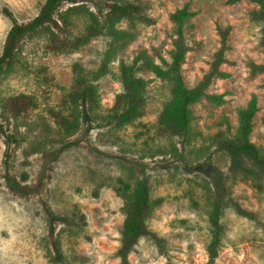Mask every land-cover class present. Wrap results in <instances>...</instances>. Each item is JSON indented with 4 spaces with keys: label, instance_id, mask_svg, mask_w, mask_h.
<instances>
[{
    "label": "rangeland",
    "instance_id": "obj_1",
    "mask_svg": "<svg viewBox=\"0 0 264 264\" xmlns=\"http://www.w3.org/2000/svg\"><path fill=\"white\" fill-rule=\"evenodd\" d=\"M43 1L0 0V52L11 25L3 8L26 22ZM106 1L133 0L62 2L53 14L59 27L46 24L23 37L0 68V123L11 136L7 143L0 132V264H264V167L220 147L238 138V111L255 97L249 138L264 155V18L257 3L144 0V21L108 18ZM183 7L185 86H196L216 52L224 53L206 88L221 99L192 102L188 131L179 136L158 123L172 77L149 66L169 68L179 25L172 14ZM91 24L100 33L78 47L50 41L52 33L71 38ZM122 63L144 80V104L139 117L117 125ZM78 71L95 89L88 119L68 96ZM19 94L33 104L15 113L10 100ZM57 115L75 118L76 128L64 132ZM5 172L30 191L13 190ZM140 178L149 189L151 234L138 236L124 257L126 213L116 189ZM220 183V242L211 258L209 215Z\"/></svg>",
    "mask_w": 264,
    "mask_h": 264
},
{
    "label": "trees",
    "instance_id": "obj_2",
    "mask_svg": "<svg viewBox=\"0 0 264 264\" xmlns=\"http://www.w3.org/2000/svg\"><path fill=\"white\" fill-rule=\"evenodd\" d=\"M64 1L70 3H76L81 0H44L40 5L37 13L26 22H18L13 14L7 9L3 8V12L11 20V25L8 28L2 49L0 52V68L9 64L14 57V53L18 46L19 41L28 34L35 32L40 27L46 24H53L55 27H59L56 19L53 18V14ZM233 1V0H230ZM258 5L257 13L260 17L264 18V0H252ZM107 17L111 19H117L119 17L138 18L140 20L150 21L143 14L146 8V2L144 0L133 1H106L105 2ZM188 14L185 7L178 9L172 14V18L179 23L177 28V39L175 41V51L173 54L172 62L167 70H163L156 64H150V68L158 76H164L170 74L173 80L171 88V99L164 104L159 116L158 123L164 132L170 134L183 136L187 133L190 120L189 105L205 96L209 99L220 100V95H212L206 92V88L209 85L211 78L219 73L218 66L223 60V48L221 47L216 52L215 59L212 61V67L208 74L199 81V83L193 88L185 86L183 77L180 71V65L184 57L185 46L182 40V28L181 23L183 18ZM62 22L66 21V16L62 14L60 16ZM101 29L96 24L89 25L86 30L74 37L68 38L66 36H59L57 33H52L50 41L54 43H60L61 49H70L78 47L79 45L87 42L92 36L100 33ZM181 39V40H180ZM224 46V44L222 45ZM124 89L122 92L117 93L115 96L112 118L117 125L125 122L132 121L142 114V107L144 104V80L141 77L134 75L133 67L121 64L120 66ZM73 103L81 104V113L84 119H88L87 104L89 101L95 99V89L93 86L86 84L83 80L80 71L77 72L75 79V86L68 94ZM33 104L32 98L25 94L15 95L10 100V105L14 109L15 113H20ZM257 110L256 99L252 97L250 102L245 108L238 111V138L230 139L220 144L221 148L235 153L249 155L253 161L264 167V155L260 154L256 145L251 142L249 135L252 129V118ZM56 122L62 127L64 132L70 133L73 131L77 124L75 118H70L57 115ZM0 132L4 134L5 140L8 143L11 136L8 135L2 128L0 123ZM60 150L57 149L53 156ZM4 178L7 184L18 193H27L28 188L26 185L21 184L13 176L4 173ZM121 185L116 189L117 192L124 198V210L126 213V219L124 223L123 239L120 247V253L124 256L126 252L132 247V244L143 234H151L148 230L145 222L146 214L149 210L150 199L149 189L147 182L144 178H140L136 181L133 187L127 182L120 181ZM223 189L222 184L219 185V192L215 196L213 207L209 215V221L212 226V239L208 244V252L211 258L216 255V248L220 242V192ZM156 237L154 234H152ZM125 257V256H124ZM123 257V258H124Z\"/></svg>",
    "mask_w": 264,
    "mask_h": 264
}]
</instances>
